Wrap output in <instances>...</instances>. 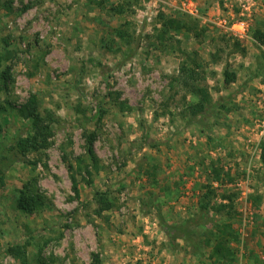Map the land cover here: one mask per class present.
Listing matches in <instances>:
<instances>
[{"label": "rangeland", "instance_id": "obj_1", "mask_svg": "<svg viewBox=\"0 0 264 264\" xmlns=\"http://www.w3.org/2000/svg\"><path fill=\"white\" fill-rule=\"evenodd\" d=\"M14 1L0 11V53L9 56L0 74L13 80L8 91L0 82V264H21L10 246L25 247L29 264H95L94 255L101 264H264V46L253 36L264 32V0H111L103 9L91 0ZM119 1L131 3L124 17L109 12ZM160 15L199 22L205 34L180 36V48L196 53L225 109L184 113L193 99L175 81L183 57L154 36ZM242 20V39L223 27ZM125 23L133 43L113 36ZM227 68L238 76L231 86ZM32 95L55 116V133L47 151L23 155L13 149L28 135L18 107ZM92 133L100 172L71 173ZM213 162L229 177L213 180ZM33 176L52 207L31 216L17 200ZM206 186L216 206L238 193L237 216L211 208L200 221ZM97 193H108L113 210L98 213ZM226 224L235 255L215 259Z\"/></svg>", "mask_w": 264, "mask_h": 264}, {"label": "trees", "instance_id": "obj_2", "mask_svg": "<svg viewBox=\"0 0 264 264\" xmlns=\"http://www.w3.org/2000/svg\"><path fill=\"white\" fill-rule=\"evenodd\" d=\"M110 1L111 0H91L92 3L94 2L95 5L100 6L101 9H103L106 4L108 5ZM14 2V0H0V11H12L14 9ZM130 4V2L126 1L124 3H121L120 1L119 3L114 2L112 7H110L109 12L112 16L124 17L129 13ZM28 9L29 6H27L23 11H27ZM158 21L160 27L157 26L155 28L154 36H156L160 41L161 46L168 51L175 52L179 50V52L182 53L183 60L180 63L175 81L177 85L184 90L185 94L189 95L193 99V101L191 100L192 104L190 105V108L185 106L187 109L184 110V113L189 112V114L194 118H202L203 116L208 117L219 108L225 109L226 104L221 100L214 102L209 89L204 84L206 71L204 70V65L199 62L196 53H190L187 50L180 48L182 45L179 39L180 36H190L191 34H195L197 38H200L205 34L204 30L199 29V22L191 17L173 18L163 15H160ZM113 36L118 38L119 43H133L135 39L128 23L116 28ZM253 36L260 43V45L264 46V32L257 30L254 32ZM236 45L237 47H240L239 42H237ZM242 51L245 53V50ZM8 60V55L0 53V69L4 66V62ZM237 79V72L231 71L228 68L224 71V84L226 86H231L236 83ZM12 81L13 80L9 70H4L2 74H0V82L2 84L1 87L5 90L8 91L10 82L12 83ZM114 96L115 95L112 93L109 94V97H111L115 103L119 102L120 94H118V98H115ZM119 108L124 112L129 110L131 111V108L124 102H119ZM2 110L6 111L4 106H0V111ZM18 112L27 122L28 135L26 137L20 136L18 140H16V146L13 149L23 155L30 153L41 154L47 151L52 146V139L55 133V116L50 112L43 113L41 111V104L35 95H32L26 103L20 105L18 107ZM96 139L97 136L95 133L89 134L86 138V156H84L82 160L78 159L79 161L77 167H74V164L69 163V171H71V173L75 172V169H77L76 171L80 173L84 171L87 175H92V170H95L98 173L100 172V162L95 150ZM260 161L264 165V140L260 144ZM32 165L35 168L34 171H36L38 163L33 162ZM44 167L46 169L49 168L48 164H45ZM211 167L212 170L210 174H212L213 180L222 182L225 177H229V174H224V171L217 167L214 162ZM202 168H205V165H203ZM72 182L73 190L76 196L79 197V183L74 174H72ZM1 183H3V176L0 173V184ZM205 188L207 189V192H205L200 200V211L202 216L200 221L209 219L211 208L217 210H228V214L230 216H237V212L235 211V199L239 196L238 193L232 194L231 196H224L223 198L228 199L230 202L228 204H220L216 206L212 204V199L216 196L215 190L211 188V186H206ZM96 197L99 214L111 211L115 207L114 202L108 198V193H97ZM254 202H261V198H256ZM49 207H52V204L41 191L38 176H33V178H31L21 190L20 197L17 200L18 210L24 214L32 216L48 209ZM173 231V228H168L169 236ZM219 232H221L222 236H218L216 238V243L213 246L211 256L219 260L233 258L235 252L231 248L230 242L234 238L237 239V237H235L234 232L231 231V224H226L219 229ZM7 252L21 264L30 263L25 247L10 246L8 247ZM94 260L95 264H101L99 256L94 255ZM41 264H46V262H42Z\"/></svg>", "mask_w": 264, "mask_h": 264}, {"label": "built area", "instance_id": "obj_3", "mask_svg": "<svg viewBox=\"0 0 264 264\" xmlns=\"http://www.w3.org/2000/svg\"><path fill=\"white\" fill-rule=\"evenodd\" d=\"M227 31H229L236 38H244L246 33L248 32V24L246 20H242L240 22L233 23L231 26L227 23L223 26Z\"/></svg>", "mask_w": 264, "mask_h": 264}]
</instances>
